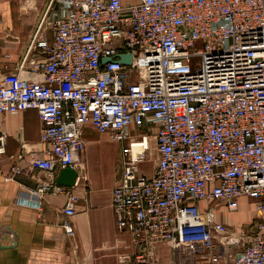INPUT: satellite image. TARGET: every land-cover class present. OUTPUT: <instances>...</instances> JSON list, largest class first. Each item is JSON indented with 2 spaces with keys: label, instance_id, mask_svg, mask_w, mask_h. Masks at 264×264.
I'll list each match as a JSON object with an SVG mask.
<instances>
[{
  "label": "built area",
  "instance_id": "2783aa9c",
  "mask_svg": "<svg viewBox=\"0 0 264 264\" xmlns=\"http://www.w3.org/2000/svg\"><path fill=\"white\" fill-rule=\"evenodd\" d=\"M44 24L45 56L27 76L0 78V114L35 109L42 124L29 167L75 168L89 124L121 144L111 203L135 263L165 242L209 264L241 244L235 264H264V0H48ZM5 144L0 131V154ZM57 186L39 183L28 198L39 205ZM242 198L255 219L230 237L217 208L237 211ZM62 211L75 213L69 201Z\"/></svg>",
  "mask_w": 264,
  "mask_h": 264
},
{
  "label": "crops",
  "instance_id": "0c3cea01",
  "mask_svg": "<svg viewBox=\"0 0 264 264\" xmlns=\"http://www.w3.org/2000/svg\"><path fill=\"white\" fill-rule=\"evenodd\" d=\"M47 1L0 0V78L11 71L27 76L28 61L45 56L41 45L53 39L52 28L40 26ZM41 128L35 109L0 114V131L6 134L5 151L0 154L1 263L138 264L131 259L137 246L129 234L117 231L111 203L112 189L119 178L121 144L86 125L85 146L78 154L84 173L78 174L72 186H65L56 182L60 169L50 176L28 165L30 156L39 149ZM112 141L117 143L114 157L106 148V143ZM19 154L24 157L19 158ZM12 164L21 166L23 172L13 175L9 169ZM51 180L58 186L42 193L39 205L28 198L32 188ZM68 201L75 209L70 217L62 211ZM231 214L236 218L229 222L219 215L217 218L225 225L231 224L233 232L255 219L252 203L246 198ZM64 220L71 223V234L65 232ZM228 248H220V260L229 253ZM151 253L145 264H209L189 259L165 242L155 245ZM123 255L130 258L123 259Z\"/></svg>",
  "mask_w": 264,
  "mask_h": 264
},
{
  "label": "rangeland",
  "instance_id": "374dc122",
  "mask_svg": "<svg viewBox=\"0 0 264 264\" xmlns=\"http://www.w3.org/2000/svg\"><path fill=\"white\" fill-rule=\"evenodd\" d=\"M196 49H200V45L198 44ZM199 61V57L196 56L193 58V64H197ZM95 130V128H94ZM95 132L99 133L97 130H95ZM106 148L107 150L109 151V154L112 155L113 157L116 156V150H117V143L115 141H112V142H108L106 143ZM120 150H121V147H120ZM121 159V157H120ZM120 165V170H119V175H120V172H121V163H119ZM139 168L142 172H144L145 174L147 175H151L152 173V170H153V163L150 162L149 160H146L142 163L139 164ZM9 169H10V165H9ZM244 209H249L248 207H244ZM217 213L219 215V217L223 220H225L226 222H229L232 218H236V217H233L231 213H234V211H231V212H224L221 208H217ZM228 229H229V234H230V237H235L236 236V233L233 232V227L232 225H228L226 224ZM250 225H246L244 228H247L249 227ZM241 244L237 245V244H234V243H231L229 245V248H228V251L229 253L225 256V258L223 257L221 260H220V264H235L234 262V259H233V255L235 254V252L240 248ZM0 264H6L5 261H2L1 263V260H0Z\"/></svg>",
  "mask_w": 264,
  "mask_h": 264
},
{
  "label": "water",
  "instance_id": "95a60500",
  "mask_svg": "<svg viewBox=\"0 0 264 264\" xmlns=\"http://www.w3.org/2000/svg\"><path fill=\"white\" fill-rule=\"evenodd\" d=\"M131 59V55L129 53L121 55V61L123 62H129ZM103 61H106L107 58H103ZM84 173V167L82 163H78L75 168H70V167H64L61 168L58 172L56 182L60 185H65V186H72L76 178L79 175H83Z\"/></svg>",
  "mask_w": 264,
  "mask_h": 264
}]
</instances>
